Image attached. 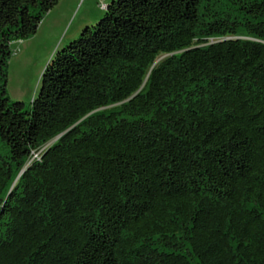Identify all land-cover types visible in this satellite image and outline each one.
Instances as JSON below:
<instances>
[{
    "label": "trees",
    "instance_id": "16d2710c",
    "mask_svg": "<svg viewBox=\"0 0 264 264\" xmlns=\"http://www.w3.org/2000/svg\"><path fill=\"white\" fill-rule=\"evenodd\" d=\"M0 0V264H264V0H111L30 103Z\"/></svg>",
    "mask_w": 264,
    "mask_h": 264
},
{
    "label": "rangeland",
    "instance_id": "374dc122",
    "mask_svg": "<svg viewBox=\"0 0 264 264\" xmlns=\"http://www.w3.org/2000/svg\"><path fill=\"white\" fill-rule=\"evenodd\" d=\"M111 0H60L34 36L12 42L7 89L14 100L30 103L38 94L42 74L55 52L94 25Z\"/></svg>",
    "mask_w": 264,
    "mask_h": 264
}]
</instances>
